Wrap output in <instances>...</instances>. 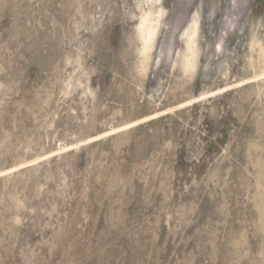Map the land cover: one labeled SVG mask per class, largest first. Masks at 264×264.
<instances>
[{
  "label": "rangeland",
  "instance_id": "obj_1",
  "mask_svg": "<svg viewBox=\"0 0 264 264\" xmlns=\"http://www.w3.org/2000/svg\"><path fill=\"white\" fill-rule=\"evenodd\" d=\"M0 264H264V0H0Z\"/></svg>",
  "mask_w": 264,
  "mask_h": 264
},
{
  "label": "bare ground",
  "instance_id": "obj_2",
  "mask_svg": "<svg viewBox=\"0 0 264 264\" xmlns=\"http://www.w3.org/2000/svg\"><path fill=\"white\" fill-rule=\"evenodd\" d=\"M161 13V12H160ZM160 13L159 12H155V11H152L151 9H148V10H145L143 11V13L141 14L140 16V20H139V23H138V27L139 29L141 30V34H142V43H144L145 45L146 44H149L152 39H153V36H155V31H156V28H157V24H158V21H159V17H160ZM195 22V21H193ZM195 24L193 25L194 27V30L196 31L195 29ZM137 27V28H138ZM197 27V26H196ZM190 30V29H189ZM192 32V31H191ZM190 33V32H189ZM195 34V33H193ZM193 35H189V38L187 39V44L186 46H188L189 49H191L193 46V42H195V40L193 39ZM154 40V39H153ZM141 48V47H140ZM187 48V47H186ZM142 49V48H141ZM144 49V48H143ZM192 50V49H191ZM193 51V50H192ZM142 52V51H141ZM189 52V50L187 51V53ZM186 53V55H187ZM193 53V52H191ZM190 54V52H189ZM194 54V53H193ZM191 56V54H190ZM146 57V55H145ZM186 58H189V57H186ZM185 58V60H186ZM184 60V59H183ZM189 60V64H191V61L190 59ZM188 62V61H187ZM186 62V64H187ZM185 64V63H184ZM188 65V64H187ZM186 65V66H187ZM189 66V65H188ZM191 66V65H190ZM193 66V65H192Z\"/></svg>",
  "mask_w": 264,
  "mask_h": 264
}]
</instances>
